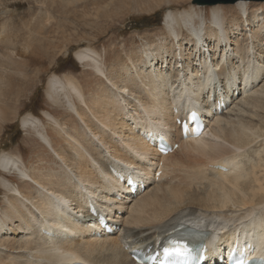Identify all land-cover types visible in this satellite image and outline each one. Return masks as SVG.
<instances>
[{"label": "bare ground", "instance_id": "6f19581e", "mask_svg": "<svg viewBox=\"0 0 264 264\" xmlns=\"http://www.w3.org/2000/svg\"><path fill=\"white\" fill-rule=\"evenodd\" d=\"M249 3H234L238 17L213 5L209 20L206 15L199 20L194 4L168 10L163 24L170 39L163 35L162 40L170 47L145 35L142 57L116 62L108 74L95 48L77 49L75 58L94 63L110 83L105 86L102 79L90 94L92 105L76 78L49 77L47 96L55 102L56 96L65 95L69 111L78 114L81 124L69 129L62 119L43 111L70 146L57 149L40 117L27 114L21 120L52 147L64 178L47 173L46 184L35 182L21 156L0 155L3 171L30 175L32 179L24 177L38 186L26 191L0 176V185L9 191L5 210L0 208L4 264H133L129 249L157 248L170 230L182 224L209 232L211 245L217 238L218 245L228 240L233 247L249 243L254 253L264 256V1ZM213 96L230 100V105L220 114H204L202 105L207 107ZM251 106L256 112L240 118ZM192 108L200 109L208 129L198 138L182 139L176 110L189 109L188 115ZM141 127L168 134L173 145L179 143L181 156L176 151L158 154L145 142L143 132H136ZM69 150L77 153L71 155ZM111 163L135 170L145 189L119 198L122 193L110 176ZM194 201L201 207L186 206ZM91 205L119 224L115 235L92 231L96 227L88 213ZM39 227L54 236L44 237Z\"/></svg>", "mask_w": 264, "mask_h": 264}, {"label": "rangeland", "instance_id": "374dc122", "mask_svg": "<svg viewBox=\"0 0 264 264\" xmlns=\"http://www.w3.org/2000/svg\"><path fill=\"white\" fill-rule=\"evenodd\" d=\"M249 2L248 5L251 6L260 1ZM190 4L193 5L192 0H0V155L9 152L21 156L34 179L30 175L24 176L35 182L42 181L41 183L46 184L47 173L64 178L61 161L52 147L42 140L36 129L23 126L21 122L27 114L40 117L43 121L41 126L46 127L53 139V146L60 149L59 146L63 145L70 149L68 141L54 130V122L43 111H49L62 119L69 129L80 125L81 121L78 114L69 111L65 95L56 96L55 102L47 96L49 77L56 74L64 81L66 77L76 78L88 98V104L92 105L90 94L94 93V89L103 80L106 81L105 86L110 83L107 78L100 76L94 63L88 61L84 64L78 61L75 58L76 50L88 46L95 48L105 60L103 67L104 70L109 68L106 70L108 74L111 67L117 66L119 61L125 59L123 61L128 62L129 58L142 57L139 52L147 47L145 35H152L153 39L159 38L162 42V36L169 35L163 24L167 11L189 9ZM212 6H196L199 20L202 17L200 15H206V19H210ZM219 6L227 12L236 13L237 17L240 15L234 4ZM164 42L163 46L170 47V42ZM121 53H124V57ZM126 55L130 56L127 58ZM254 86L257 87L255 83ZM75 98L78 105L83 103L76 95ZM83 108L85 109L84 104ZM254 112L256 107H245L239 117L248 119ZM88 114V118H92ZM140 115H143L142 110ZM43 127L39 129L43 130ZM74 152L76 151L71 150L70 154L74 155ZM178 154L181 156V153ZM0 176L26 191L38 188L14 169L3 171L0 168ZM6 190L0 185V208L3 210L6 208L5 195L9 193ZM200 205L196 201L186 204L194 208L201 207ZM4 258L5 255L0 256V264L6 262Z\"/></svg>", "mask_w": 264, "mask_h": 264}, {"label": "water", "instance_id": "95a60500", "mask_svg": "<svg viewBox=\"0 0 264 264\" xmlns=\"http://www.w3.org/2000/svg\"><path fill=\"white\" fill-rule=\"evenodd\" d=\"M240 0H192V4H195L197 6H212V5H223V4H234L239 2ZM247 1H264V0H247Z\"/></svg>", "mask_w": 264, "mask_h": 264}, {"label": "snow or ice", "instance_id": "6c2138e0", "mask_svg": "<svg viewBox=\"0 0 264 264\" xmlns=\"http://www.w3.org/2000/svg\"><path fill=\"white\" fill-rule=\"evenodd\" d=\"M167 251H168V250H167V249H165V252H166V253H167Z\"/></svg>", "mask_w": 264, "mask_h": 264}]
</instances>
